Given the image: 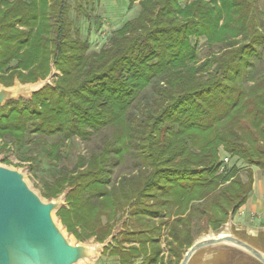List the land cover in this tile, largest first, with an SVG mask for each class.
<instances>
[{"label":"trees","instance_id":"1","mask_svg":"<svg viewBox=\"0 0 264 264\" xmlns=\"http://www.w3.org/2000/svg\"><path fill=\"white\" fill-rule=\"evenodd\" d=\"M71 1L0 0V84L59 71L31 98L0 105V155L32 171L49 163L40 194L68 189L56 215L78 241L104 242L122 222L103 252L120 264H179L195 226L216 231L253 190L251 170L247 181L236 163L220 171V148L264 167V73L247 70L264 38L258 0H141L99 49L74 27ZM194 37L222 48L201 57ZM110 126L99 152L63 163L74 138ZM131 148L135 171L112 182V160Z\"/></svg>","mask_w":264,"mask_h":264},{"label":"water","instance_id":"2","mask_svg":"<svg viewBox=\"0 0 264 264\" xmlns=\"http://www.w3.org/2000/svg\"><path fill=\"white\" fill-rule=\"evenodd\" d=\"M53 76L51 72L49 77L32 83L22 84L16 79L12 86L0 84V105L19 99L24 93L31 98L33 93L51 84ZM67 193L68 189L57 198L46 199L30 185L25 170L0 163V264H78L99 256L112 242L115 230L96 245L73 241L56 217V211L65 205ZM231 219L232 215L224 224V230L198 237L179 264H191L210 248L237 250L264 264V250L232 230L225 231ZM255 235L264 242V231H257Z\"/></svg>","mask_w":264,"mask_h":264},{"label":"rangeland","instance_id":"3","mask_svg":"<svg viewBox=\"0 0 264 264\" xmlns=\"http://www.w3.org/2000/svg\"><path fill=\"white\" fill-rule=\"evenodd\" d=\"M140 1L141 0H72L70 17L73 19L74 27H76L80 31L81 37L88 38L90 40L91 49H99L103 44H105L108 36L113 30L120 28L127 20L132 19L133 17L138 15L140 9ZM180 2L181 4H184L185 0H180ZM79 7H81L80 10ZM256 8L258 10V26L262 30L261 32L264 35V0H258ZM193 42L196 44L201 57L206 56V54H208L210 51H218L222 48L220 45L216 44L210 46L206 37H194ZM249 62L250 65L247 67L248 79H255L256 77H259L262 73H264V38L261 39V42L255 44L254 52L252 51ZM52 69L51 72L54 76L50 80L51 85H53V79L59 73L57 69H53V71ZM51 72L46 76V78L49 77ZM149 91H151V88H149ZM20 97L27 98L28 95L24 93ZM113 130L114 127L110 126L98 131H94L87 138H74L69 143L70 145L67 146L70 150V154L68 155V159L63 163H67L69 166L74 167L78 160H86L92 154L99 152L101 147L104 145V140L112 135ZM64 147L65 146H61V150H63ZM219 155L221 160L223 161L225 158H228V161H224L223 165H221L220 171L224 168V165L228 164L230 166L233 163H236L237 167L240 168L241 178L244 181H247V171L251 170L253 177V190L251 191L247 199L248 206L251 207L249 203L250 196L252 194H256L260 199V209L264 211V167L251 166L249 164H246L242 159H239L238 157L229 156V154H227L222 148H220ZM2 156H7L8 161L1 160L0 163L3 165L25 170L30 185L34 187L38 192L40 191V188L38 187V184L41 183L40 177L51 178L50 172H48L49 163L45 160H43L39 168H34V171H32L28 163L21 162L14 152L4 153ZM136 164L137 156L135 154L134 148H131L126 153H124L123 157L121 158L115 157V159L112 160L109 166L111 181L115 182L119 177L134 172L136 169ZM242 207H240L236 211V216H234L235 214L232 215V217H235V220H241V217L238 215L240 212H242ZM262 215L263 216L255 211V213H251L248 217H243V222L246 225L264 226V214ZM56 217L59 219L57 215ZM159 221L160 219H154L155 223H158ZM223 227L224 224L216 231L210 229L208 233H202L198 236L200 230L199 226L196 225L194 228V236H196L195 239L204 234H210L212 231L214 233L222 231L224 230ZM121 229L122 222L118 223L117 227L115 228V232L117 233V231ZM71 237L73 241H78L74 235L71 234ZM124 237V235H120L118 239L121 240ZM83 243L96 245L97 242L92 236L83 241ZM124 243L125 246H129L132 244V242L129 243L128 241ZM133 244L137 245L138 242L135 241V243ZM162 246L165 251V257L167 258L168 250L164 239L162 242ZM230 253L237 254V252L234 250ZM203 255L204 252L199 254L191 264L200 263V257H202ZM243 259L246 260L247 264H259L248 257H244ZM78 264H120V262L119 256L112 255L109 250L106 252L102 251L96 259L84 260Z\"/></svg>","mask_w":264,"mask_h":264},{"label":"crops","instance_id":"4","mask_svg":"<svg viewBox=\"0 0 264 264\" xmlns=\"http://www.w3.org/2000/svg\"><path fill=\"white\" fill-rule=\"evenodd\" d=\"M249 201L251 207H249L248 202H246L242 207L243 208L242 212H240L238 215L241 217L240 218L241 220H235V217H232L231 219L232 223L230 222L229 227L226 228L227 230L225 229V231L230 232L232 230L236 232L237 235L244 237L249 242L259 246L262 250H264V242L260 241V239H258V237H256L255 235L257 231H264V226L246 225L243 222V217L246 218L251 213H255V211L261 214V216H263L262 214H264V211L260 209L261 203L258 195L252 194L250 196ZM234 216H236V214ZM228 251L231 252L233 250L225 249V248H210L205 250L204 255L200 258L203 264H212V263L213 264H247L246 260H244L243 258L248 256L242 254L237 250H234L237 252V254H232Z\"/></svg>","mask_w":264,"mask_h":264},{"label":"built area","instance_id":"5","mask_svg":"<svg viewBox=\"0 0 264 264\" xmlns=\"http://www.w3.org/2000/svg\"><path fill=\"white\" fill-rule=\"evenodd\" d=\"M224 161H228V158H225Z\"/></svg>","mask_w":264,"mask_h":264}]
</instances>
